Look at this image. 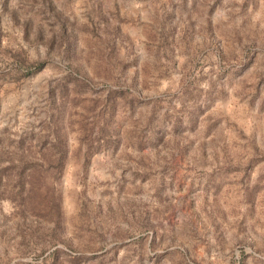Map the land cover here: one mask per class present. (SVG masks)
I'll return each instance as SVG.
<instances>
[{
  "label": "rangeland",
  "instance_id": "1",
  "mask_svg": "<svg viewBox=\"0 0 264 264\" xmlns=\"http://www.w3.org/2000/svg\"><path fill=\"white\" fill-rule=\"evenodd\" d=\"M0 264H264V0H0Z\"/></svg>",
  "mask_w": 264,
  "mask_h": 264
},
{
  "label": "trees",
  "instance_id": "2",
  "mask_svg": "<svg viewBox=\"0 0 264 264\" xmlns=\"http://www.w3.org/2000/svg\"><path fill=\"white\" fill-rule=\"evenodd\" d=\"M38 66H40V65H38ZM38 66H37V67H38Z\"/></svg>",
  "mask_w": 264,
  "mask_h": 264
}]
</instances>
